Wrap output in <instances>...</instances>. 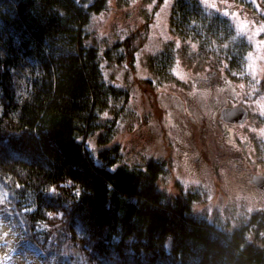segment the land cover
I'll use <instances>...</instances> for the list:
<instances>
[{
    "label": "trees",
    "instance_id": "obj_1",
    "mask_svg": "<svg viewBox=\"0 0 264 264\" xmlns=\"http://www.w3.org/2000/svg\"><path fill=\"white\" fill-rule=\"evenodd\" d=\"M105 6L0 0V215L16 232L11 247L44 264H264V209L233 226L209 221L192 196L158 185L166 159L118 163L119 145L87 146L99 130L109 142L128 114L130 85L106 73L120 65L128 78L138 48L132 35L101 51L88 43L90 15ZM178 12L185 29L204 13L197 1Z\"/></svg>",
    "mask_w": 264,
    "mask_h": 264
},
{
    "label": "rangeland",
    "instance_id": "obj_2",
    "mask_svg": "<svg viewBox=\"0 0 264 264\" xmlns=\"http://www.w3.org/2000/svg\"><path fill=\"white\" fill-rule=\"evenodd\" d=\"M86 1L89 3L93 0ZM184 1H197L204 14L213 12L224 14L225 12L217 6L223 2L237 4L245 14L237 12L229 17L222 15V20L219 21L224 22L216 29L210 42L202 31L212 28L210 31H214L216 28L214 25L208 27L207 22H195L194 19L190 21V27L185 29L180 28V24L174 19L179 13L180 3ZM105 4L102 11L90 15L88 43L101 51L116 41L132 35L134 46L138 48L134 53V72L130 73L128 78L127 72L131 69L127 70L120 65H111L106 73L114 83L126 87L130 85L128 114L126 112L122 115L124 117L118 122L109 142L104 144L98 142L97 138L101 133L99 130L88 136L87 146L95 154L103 148L119 145L121 159L118 163H143L144 160L154 157L166 159L171 164V170L158 179V185L170 196H178L182 191L184 195L192 196L191 205L194 213L205 215L209 221L220 218L228 220L233 226L247 218L254 210L264 209V204L258 198L256 200V196L245 188L244 171L238 172L233 167L234 163L242 162L239 158L240 152L236 149L241 150L240 141L243 138L251 143L250 149L253 147L256 151L251 152L252 157L261 160L264 166V90H260L261 78L264 83V50H254L264 46V31H260L264 28V0H207V3L203 0H105ZM204 53L212 56L214 61L220 59V54L236 58V53H240L246 60L244 68L238 71L240 78L252 82L253 92L259 96L252 98V92H249L248 96L235 94L230 90L227 92L226 96H233L234 99L227 97L220 103L248 102L246 106L250 111L246 120L254 127L249 128L246 124L230 126L229 143L234 145L238 141L239 146L226 153L229 150L210 143L211 149L208 151L210 165L207 169L195 173L191 170L190 164L173 159L168 152L171 149L172 135L178 132L177 113L180 116L185 104L191 106L196 103L189 100L184 103L175 101L177 113L168 115L166 119L163 112L159 119L155 116L157 113L159 114L161 110L168 112L174 106L160 102L158 96L157 102L153 99L155 92L158 94L162 88L170 90L174 85L187 88L188 74L183 72V66L185 70H192L194 74L206 62V59L200 58ZM160 55L175 57L172 62V66H176L175 73L168 70L161 75L156 74L155 61ZM145 78L154 80L151 83L154 85L144 82ZM157 79L160 81L157 82ZM155 85H159L160 90ZM198 101L201 105L200 100ZM193 109L192 119L185 118L187 122L194 121L196 115L205 113L208 118L212 113L208 106L202 109L195 105ZM130 111L133 114L129 115ZM167 126L170 133L165 129ZM15 233L9 220L0 215V264H44L40 257L32 256L23 245H18L15 249L11 247L15 242ZM261 233L264 234V229Z\"/></svg>",
    "mask_w": 264,
    "mask_h": 264
},
{
    "label": "flooded vegetation",
    "instance_id": "obj_3",
    "mask_svg": "<svg viewBox=\"0 0 264 264\" xmlns=\"http://www.w3.org/2000/svg\"><path fill=\"white\" fill-rule=\"evenodd\" d=\"M217 6L220 7L222 12L224 11L225 13H227V15L220 12H213L211 14L203 13L196 19V21L199 22H207V26L214 25V27H216L214 28V31H210L207 29H203L202 31L205 32L207 41L210 42V38L214 35V33H216V29L224 22L219 21L220 19L222 20V15V17H229L237 12L245 14L240 9V6H237V4L230 5L223 2L218 4ZM241 8L243 10H246L243 7ZM246 34L247 36H249L247 32ZM207 44L213 47L212 44ZM207 47L210 48V46ZM254 50L262 51L264 50V46L260 48L258 47ZM207 53H209V51ZM236 55V58H234L232 55L227 57L220 54L221 60L218 59L214 61V58L212 56L206 55V53H204V55L200 58L202 60L206 59V62L204 63V66L196 70L194 74L192 70H185L186 68L185 66H183V72H186L188 74L187 88L183 89L174 85L173 87H170L172 88L170 90L169 88H162V90L158 94L156 92L158 100L160 102L170 103V106H174L173 108L168 110V112H164L166 119L168 118V115L171 116L174 112L177 113V110L175 109V101H181L184 103L189 100L191 103H196L195 105L197 107L203 109V107L206 108V106H208L212 110L210 117L206 118L205 113H202L199 116H194V121L190 120L189 122H187L185 118L192 119L194 110L193 108L195 105L189 106L185 104L184 110L182 113H180V116L177 113L176 120L177 123L179 122V124H177L178 132L175 133L174 136L172 135V139L170 140L171 149L168 153L173 157V159H178L179 161H184L185 163L190 164L191 170L195 173H198L204 168L207 169V167H209L210 156L208 154V151L209 149H211L209 145L210 143H214L215 146L216 144H218V146L224 147L225 150H229L226 153H229L230 150H234L235 147L239 146L238 141L235 142L234 145L229 143V135L231 130L229 129L230 126H240L246 124L249 128L254 127L252 123H247L248 120H245L244 122H241L239 124L236 122H226L223 119L219 118L220 110L223 107L238 106L239 104L247 109L249 115L250 110L249 107L246 106L248 105V102L238 101L237 103H220L227 97L234 99L233 96H226L229 90L232 93H240L244 96H248L249 92H252V98L259 96L257 94L255 95V93L253 92L254 89L252 87L254 84L252 82L248 81V79L244 80L240 78V74L238 73V71H241L244 68V66L246 65V60H244L240 56V53H236ZM174 60L175 57L173 55H160L158 58H156V74L161 75L162 72L165 73L168 70H172L175 73L176 66H172V62ZM250 61L251 58H249V62ZM163 65H165V68H162ZM157 80V82L160 81L159 79ZM260 81H262L260 90H264V83L262 78L260 79ZM155 87L160 90L159 85H155ZM197 99L200 100L201 105L199 104V101ZM165 129L168 133H170L168 126ZM240 142L241 150L239 148H237L236 150L240 152L239 158L242 162L234 163L233 167L236 169V171L238 170V172L244 171V179L246 180L245 188L249 189L248 191L256 196V200L258 198L264 204V191L258 188V186L254 182H250L254 175L258 174L264 177L263 163L261 160L254 159L252 157L251 152L256 151L253 149V147L252 149H250L252 145L247 139L243 138ZM168 163L170 164V162Z\"/></svg>",
    "mask_w": 264,
    "mask_h": 264
},
{
    "label": "water",
    "instance_id": "obj_4",
    "mask_svg": "<svg viewBox=\"0 0 264 264\" xmlns=\"http://www.w3.org/2000/svg\"><path fill=\"white\" fill-rule=\"evenodd\" d=\"M247 109L242 105L223 107L220 110L219 118L226 122H244L247 118ZM250 182H254L258 188L264 191V177L262 175H254Z\"/></svg>",
    "mask_w": 264,
    "mask_h": 264
},
{
    "label": "snow or ice",
    "instance_id": "obj_5",
    "mask_svg": "<svg viewBox=\"0 0 264 264\" xmlns=\"http://www.w3.org/2000/svg\"><path fill=\"white\" fill-rule=\"evenodd\" d=\"M204 3H207V0H203ZM213 7H215V5H213ZM225 15H227V13H225ZM260 31H264V28H262ZM52 191H55V189H52Z\"/></svg>",
    "mask_w": 264,
    "mask_h": 264
}]
</instances>
